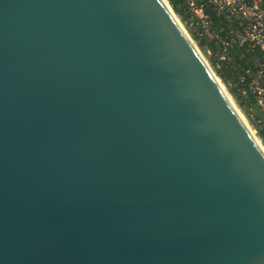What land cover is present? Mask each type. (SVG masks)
I'll return each instance as SVG.
<instances>
[{
    "label": "water",
    "instance_id": "obj_1",
    "mask_svg": "<svg viewBox=\"0 0 264 264\" xmlns=\"http://www.w3.org/2000/svg\"><path fill=\"white\" fill-rule=\"evenodd\" d=\"M217 80L167 0H0V264H264Z\"/></svg>",
    "mask_w": 264,
    "mask_h": 264
},
{
    "label": "built area",
    "instance_id": "obj_2",
    "mask_svg": "<svg viewBox=\"0 0 264 264\" xmlns=\"http://www.w3.org/2000/svg\"><path fill=\"white\" fill-rule=\"evenodd\" d=\"M203 4L226 24L224 33L213 30L209 16L197 0H181L179 7L185 16L186 28L197 30L200 36L217 46L216 60L209 49L204 51L210 61L214 60L211 61V71L215 75L221 63L229 69H236V49H256L262 54L254 69H247L239 77L237 85L240 94L252 101L244 119L264 148V0H204Z\"/></svg>",
    "mask_w": 264,
    "mask_h": 264
},
{
    "label": "trees",
    "instance_id": "obj_3",
    "mask_svg": "<svg viewBox=\"0 0 264 264\" xmlns=\"http://www.w3.org/2000/svg\"><path fill=\"white\" fill-rule=\"evenodd\" d=\"M169 2L170 7L174 11V13L180 18L182 22H185V16L179 4L181 0H167ZM199 5L202 6L204 12L209 16L210 22L212 24L213 30L215 32L224 33L227 30L226 24L222 22V20L217 17L214 12L210 10L209 7L203 4L204 0H197ZM191 38L196 42L197 46L205 51V49H209L212 53V57L216 60L215 51L217 50V46L214 44L213 41L208 40L204 36H200L197 30L193 28H188ZM221 33V34H222ZM234 57L236 58V69L232 70L226 67L224 63H221V68L216 70V75L224 82L225 84L229 85L231 93L234 95L235 100L239 101V106H252V101L248 98L242 96L239 92V86L237 85L238 79L240 76L244 75L247 69H254L255 62L262 58V54L260 51L256 49H247V48H239L234 50ZM213 60V61H214ZM212 61V60H211ZM212 61V62H213Z\"/></svg>",
    "mask_w": 264,
    "mask_h": 264
},
{
    "label": "rangeland",
    "instance_id": "obj_4",
    "mask_svg": "<svg viewBox=\"0 0 264 264\" xmlns=\"http://www.w3.org/2000/svg\"><path fill=\"white\" fill-rule=\"evenodd\" d=\"M171 9H172V8H171ZM172 12L174 13L173 10H172ZM174 15H175L176 18L178 19L179 23H181L182 27L184 28V30L186 31V33H187V35L190 37V39L195 43V45H196V47L198 48V50H200L201 55H203V56L205 57V60L207 61L208 65L210 66L209 68L212 70V67H211V61L209 60V58H207V57L204 55V49L201 50V49L197 46L196 42L191 38V34H190L189 30L186 28V25L184 24V22H182V21L180 20V18H179L175 13H174ZM220 80H221V79H220ZM221 82H222V80H221ZM222 86H223L225 92L227 93V95L229 96V98L231 99V101L233 102V104L236 106V108H237V109L239 110V112L241 113V115H242L243 117H245L246 114L249 113V112H248V111H249L248 106H245V105H243V106H239V101L235 100L234 95H233V94L231 93V91H230V87H229V85H227V84H225L224 82H222ZM226 90H227V91H226Z\"/></svg>",
    "mask_w": 264,
    "mask_h": 264
},
{
    "label": "bare ground",
    "instance_id": "obj_5",
    "mask_svg": "<svg viewBox=\"0 0 264 264\" xmlns=\"http://www.w3.org/2000/svg\"><path fill=\"white\" fill-rule=\"evenodd\" d=\"M165 4L166 1H165ZM171 8V7H170ZM200 51V50H199ZM203 56V55H202ZM210 67V66H209ZM218 81V80H217ZM219 82V81H218ZM219 84L221 85V83L219 82ZM221 87H223L221 85ZM227 91V90H226ZM227 98L229 99V101L231 102L232 106L235 108L236 113L238 114V116L240 117L241 121L243 122V124L245 125V127L247 128L249 134L251 135V137L253 138V140L255 141V143L257 144V146L259 147V149L262 151V153L264 154V148L263 146L260 144L259 140L256 138V136L253 134V131L251 130V128L246 124L244 117L241 115V113L239 112V110L236 108V106L233 104V102L231 101V99L229 98V96L227 95Z\"/></svg>",
    "mask_w": 264,
    "mask_h": 264
}]
</instances>
